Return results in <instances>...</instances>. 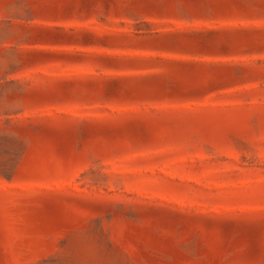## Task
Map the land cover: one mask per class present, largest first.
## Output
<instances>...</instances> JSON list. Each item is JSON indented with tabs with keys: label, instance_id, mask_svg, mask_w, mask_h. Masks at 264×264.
<instances>
[{
	"label": "rangeland",
	"instance_id": "rangeland-1",
	"mask_svg": "<svg viewBox=\"0 0 264 264\" xmlns=\"http://www.w3.org/2000/svg\"><path fill=\"white\" fill-rule=\"evenodd\" d=\"M0 264H264V0H0Z\"/></svg>",
	"mask_w": 264,
	"mask_h": 264
}]
</instances>
